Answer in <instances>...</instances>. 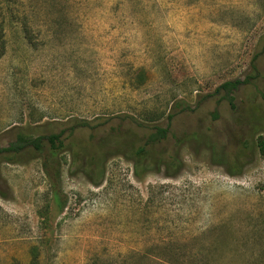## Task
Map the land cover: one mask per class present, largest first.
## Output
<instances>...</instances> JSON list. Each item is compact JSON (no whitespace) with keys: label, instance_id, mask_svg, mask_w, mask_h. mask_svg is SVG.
<instances>
[{"label":"rangeland","instance_id":"obj_1","mask_svg":"<svg viewBox=\"0 0 264 264\" xmlns=\"http://www.w3.org/2000/svg\"><path fill=\"white\" fill-rule=\"evenodd\" d=\"M0 24V149L19 130L165 126L173 114L156 151L179 161L168 174L122 156L99 164L91 131L66 133L63 211L40 160L0 162V264H30L33 248L37 264H142L160 245L182 249L184 264L261 258L264 0H7ZM231 81L243 83L234 110L209 97ZM123 126L122 144L141 147L147 131Z\"/></svg>","mask_w":264,"mask_h":264},{"label":"trees","instance_id":"obj_2","mask_svg":"<svg viewBox=\"0 0 264 264\" xmlns=\"http://www.w3.org/2000/svg\"><path fill=\"white\" fill-rule=\"evenodd\" d=\"M7 0H0V5L6 3ZM3 29L0 24V40L3 38ZM0 56L2 55L3 47H0ZM243 85L240 81H231L222 84L217 88L214 93L209 96L211 98H217L218 101L225 102L231 109L234 110L235 94L239 88ZM217 118L216 115L213 116ZM119 124L115 127L107 129L109 120H104L101 123L95 124L96 121L75 120L73 122H67L68 128L61 131L58 134H51L48 136L35 137L32 133L19 130L14 136V140L3 149H0V162L10 165H17L21 163L25 155L31 156L33 159L41 161L42 170L51 183L52 196L54 201L59 206L60 211L65 208V202L62 200L61 191L59 187L61 171L60 166L56 160V157L68 150V145L65 144L67 138H64V134L68 133L70 136L76 131L89 130L95 137L92 143V155L97 163L104 162L108 156H122L134 163L136 167L141 169L160 172L163 170L165 173H170V170L175 169L179 165V161L176 155H171L167 158L163 157L156 151V147L167 140L173 114H168L165 118V126H160L159 123L150 126L147 123L134 120L133 118L122 117L118 118ZM149 122V121H148ZM136 125L143 131H147V134L143 136V145L137 149L126 148L122 142L125 138L123 131V125ZM99 138V139H96ZM257 147L264 157V140L259 138L257 141ZM85 150L75 153V159L80 155H85ZM211 161L213 164H227L223 157L217 152L211 153ZM228 165V164H227ZM231 171L237 169L234 165H228ZM170 177V176H168ZM183 250L180 248H174L167 245H160L151 247L141 252L142 264H184L181 261L180 253ZM32 260L30 264H37V249L31 250ZM207 258V257H206ZM205 259V258H204ZM203 260V259H202ZM197 264H207L206 261L199 262ZM249 264H264V250L261 253V258Z\"/></svg>","mask_w":264,"mask_h":264}]
</instances>
